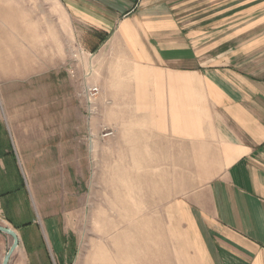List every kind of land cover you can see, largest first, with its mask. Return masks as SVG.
Returning a JSON list of instances; mask_svg holds the SVG:
<instances>
[{"label": "rangeland", "instance_id": "obj_1", "mask_svg": "<svg viewBox=\"0 0 264 264\" xmlns=\"http://www.w3.org/2000/svg\"><path fill=\"white\" fill-rule=\"evenodd\" d=\"M123 1L0 0V154L15 161L28 198L26 209L22 201L0 206V226L18 235L8 264H21V231L32 222L65 233L67 264L123 263L125 251L130 264H212L191 201L214 168L203 151L186 166L187 152L156 134L168 120L130 100L146 72L116 35L139 31L142 16L165 17L199 50L204 34H240L228 21L234 0H133L130 15L116 12ZM12 242L0 232V264Z\"/></svg>", "mask_w": 264, "mask_h": 264}, {"label": "crops", "instance_id": "obj_2", "mask_svg": "<svg viewBox=\"0 0 264 264\" xmlns=\"http://www.w3.org/2000/svg\"><path fill=\"white\" fill-rule=\"evenodd\" d=\"M107 1L116 7L115 0ZM247 1L234 0L236 11L228 15L230 23L235 19L240 25V34H204L199 50L165 17L146 22L142 16L145 26L138 25L139 31L133 27L116 35L131 61L146 72L145 79L140 76V94L130 100L147 111L156 107L158 123L168 120L166 130L156 134L170 136L163 139L171 144L166 148L187 152L186 166L195 167L197 151H203L206 166L214 168L191 201L197 208L194 226L205 248L210 247L212 264L218 262L216 254L222 264H264V0ZM244 5H250L251 13ZM119 7L118 14L130 15L133 0ZM244 19L251 22L246 29L253 28L247 34ZM34 129L22 130L29 137ZM8 155L0 154V206L13 209L14 201H22L26 209L27 194ZM21 232V264H54V256L67 264L72 243L57 224L32 222Z\"/></svg>", "mask_w": 264, "mask_h": 264}, {"label": "water", "instance_id": "obj_3", "mask_svg": "<svg viewBox=\"0 0 264 264\" xmlns=\"http://www.w3.org/2000/svg\"><path fill=\"white\" fill-rule=\"evenodd\" d=\"M0 232L11 236L13 239L12 245L10 246L6 255L4 256V259L2 262V264H8L11 255L13 254L15 249L18 247V237H17V234L14 232V230L7 228V227L0 226Z\"/></svg>", "mask_w": 264, "mask_h": 264}, {"label": "bare ground", "instance_id": "obj_4", "mask_svg": "<svg viewBox=\"0 0 264 264\" xmlns=\"http://www.w3.org/2000/svg\"><path fill=\"white\" fill-rule=\"evenodd\" d=\"M28 125L30 126V129L34 127L33 126V122L28 123ZM126 252H128V251H125V256H124V259H123L124 261H122L123 263L120 262L121 257H119V259H116L114 261V264L117 263L118 261H119V264H130L131 263L130 262V258H129V255Z\"/></svg>", "mask_w": 264, "mask_h": 264}, {"label": "built area", "instance_id": "obj_5", "mask_svg": "<svg viewBox=\"0 0 264 264\" xmlns=\"http://www.w3.org/2000/svg\"><path fill=\"white\" fill-rule=\"evenodd\" d=\"M90 92H93V93L96 94V93H97V88H91V89H90Z\"/></svg>", "mask_w": 264, "mask_h": 264}, {"label": "trees", "instance_id": "obj_6", "mask_svg": "<svg viewBox=\"0 0 264 264\" xmlns=\"http://www.w3.org/2000/svg\"><path fill=\"white\" fill-rule=\"evenodd\" d=\"M100 40H102V39H100ZM95 47H96V46H94V48H95ZM94 48H93V49H94Z\"/></svg>", "mask_w": 264, "mask_h": 264}]
</instances>
